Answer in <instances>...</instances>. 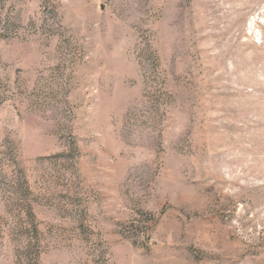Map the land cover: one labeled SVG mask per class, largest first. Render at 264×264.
Returning a JSON list of instances; mask_svg holds the SVG:
<instances>
[{"label":"rangeland","instance_id":"374dc122","mask_svg":"<svg viewBox=\"0 0 264 264\" xmlns=\"http://www.w3.org/2000/svg\"><path fill=\"white\" fill-rule=\"evenodd\" d=\"M0 264H264V0H0Z\"/></svg>","mask_w":264,"mask_h":264}]
</instances>
